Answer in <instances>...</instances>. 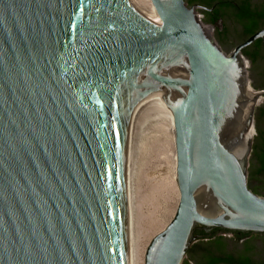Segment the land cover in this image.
<instances>
[{"label":"water","instance_id":"95a60500","mask_svg":"<svg viewBox=\"0 0 264 264\" xmlns=\"http://www.w3.org/2000/svg\"><path fill=\"white\" fill-rule=\"evenodd\" d=\"M188 1L151 0L157 23L133 0H0V264H129L131 130L169 110L180 200L145 264H184L202 229L264 233L263 131L236 154L264 29L226 54Z\"/></svg>","mask_w":264,"mask_h":264},{"label":"flooded vegetation","instance_id":"af4514ba","mask_svg":"<svg viewBox=\"0 0 264 264\" xmlns=\"http://www.w3.org/2000/svg\"><path fill=\"white\" fill-rule=\"evenodd\" d=\"M189 2L192 6L203 7L207 17L213 24L219 26L218 32L223 37L224 52H226V42L233 43L235 50L264 29V0H221L219 2L222 4L216 3L214 6L209 5L208 0H189ZM245 12L251 14L247 16L243 14ZM251 29L254 30L253 33ZM242 53L254 58L253 64L260 77L256 87L258 91H264V38L256 40L242 50ZM257 107L254 131L251 133L253 136L259 129L264 133V94L260 97ZM253 159L254 148L251 164ZM249 175L251 179L264 185V155L257 158ZM248 186L258 195L264 196V190L250 187L249 180ZM227 234H233L239 245L227 240ZM195 235L198 237L196 240L198 243H194L188 251L189 264H264V233L233 232L216 228L209 232L202 229L195 232Z\"/></svg>","mask_w":264,"mask_h":264},{"label":"rangeland","instance_id":"374dc122","mask_svg":"<svg viewBox=\"0 0 264 264\" xmlns=\"http://www.w3.org/2000/svg\"><path fill=\"white\" fill-rule=\"evenodd\" d=\"M197 12L204 15L201 21L204 23L208 18L205 9H197ZM204 27L222 49L215 37V25L209 23L204 24ZM249 80L251 84L254 83L253 79ZM254 90L256 91L255 88ZM256 111L257 106L254 107V119ZM168 120L167 112L142 117L137 120L131 134L129 152L131 228L135 237H140L139 240L143 239L141 242L145 243L143 264L148 245L173 219L180 200L178 185L171 179L176 146L170 136ZM253 142L254 137L251 141L252 146ZM227 236L234 238L233 234ZM187 258L188 254L185 259Z\"/></svg>","mask_w":264,"mask_h":264},{"label":"bare ground","instance_id":"6f19581e","mask_svg":"<svg viewBox=\"0 0 264 264\" xmlns=\"http://www.w3.org/2000/svg\"><path fill=\"white\" fill-rule=\"evenodd\" d=\"M133 1L152 20L156 21L157 23H161L159 18L157 17V15L154 12L153 6L151 4V0H133ZM253 90H254V88L252 87V85L249 84L248 91H247L248 94L253 95L254 91H255V90L254 91ZM258 102L255 103L254 107L257 106ZM166 112H167V115L169 118L168 129L170 131V136L173 139V141L175 142L176 141V134H175V128H174V115H173V112L171 110L166 111ZM136 122H137V120L135 121V123L132 127L131 134H133L132 131H133V128H134ZM253 131H254V123L249 128L247 135L244 136V144L236 149V154L239 158H244L246 156V154L249 150L248 139H249V137ZM175 146H176V142H175ZM129 152H130V148H129ZM173 158H174V163H173V168H172V172H171V174H172L171 179L173 181H176V183H177V152L176 151L173 153ZM130 182H131L130 170L128 168L129 264H143L142 258H143V254H144L145 243L141 242L143 239L141 241L139 240L140 237L139 238H136L137 236L135 237L134 231L131 228V222L132 221H131L130 211H131L132 196H130V189H129L130 188Z\"/></svg>","mask_w":264,"mask_h":264},{"label":"trees","instance_id":"16d2710c","mask_svg":"<svg viewBox=\"0 0 264 264\" xmlns=\"http://www.w3.org/2000/svg\"><path fill=\"white\" fill-rule=\"evenodd\" d=\"M219 1H221V0H208V4L209 5H215L216 3H220V4H222L221 2H219ZM187 4H188V6L189 7H192V4H191V2H187ZM247 8H248V5H247ZM252 12V11H251ZM244 15H247L248 16V14H251L250 12H245V13H243ZM213 23V22H212ZM254 32V30L253 29H251V33H253ZM252 63H254L253 61V59L254 58H252V57H250V56H248V55H246V54H244ZM184 264H189V262L187 261V262H184Z\"/></svg>","mask_w":264,"mask_h":264},{"label":"built area","instance_id":"2783aa9c","mask_svg":"<svg viewBox=\"0 0 264 264\" xmlns=\"http://www.w3.org/2000/svg\"><path fill=\"white\" fill-rule=\"evenodd\" d=\"M199 16V19L202 21V18H204V15L203 14H198Z\"/></svg>","mask_w":264,"mask_h":264}]
</instances>
